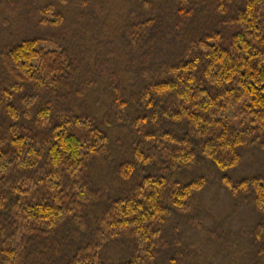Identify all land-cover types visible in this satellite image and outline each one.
Listing matches in <instances>:
<instances>
[{
    "label": "trees",
    "instance_id": "1",
    "mask_svg": "<svg viewBox=\"0 0 264 264\" xmlns=\"http://www.w3.org/2000/svg\"><path fill=\"white\" fill-rule=\"evenodd\" d=\"M135 1L73 0L84 23L27 0L40 24L0 41V264H184L160 242L206 163L257 214L241 264H264V161L242 169L264 151V0Z\"/></svg>",
    "mask_w": 264,
    "mask_h": 264
},
{
    "label": "rangeland",
    "instance_id": "2",
    "mask_svg": "<svg viewBox=\"0 0 264 264\" xmlns=\"http://www.w3.org/2000/svg\"><path fill=\"white\" fill-rule=\"evenodd\" d=\"M26 1L0 0V41L14 44L15 39L21 36L18 34L25 33L27 29H34L40 24L41 16L37 10L39 7L33 5L27 10ZM65 1L67 4L60 7V11L68 18L87 23L88 18L84 10L74 7L73 0ZM96 2V16L104 17L109 13L117 19L119 14H125L127 7L130 8L136 1ZM35 3L45 6L56 3V0H35ZM44 29L40 27L35 31ZM28 33L23 37L31 35V32ZM255 160L264 161V151H247L242 169L245 171L253 168L257 165ZM241 172L240 170L239 176ZM187 174L191 179L204 175L209 184L203 192L195 196L187 210L175 213L166 222L160 248L163 250V246H168L167 242L178 240L182 242L179 251L186 253L184 264H241L250 250L247 235L257 220V214L250 205H243L244 203L241 204L230 196L221 185L219 175L211 163L197 167ZM167 256L170 257V254Z\"/></svg>",
    "mask_w": 264,
    "mask_h": 264
}]
</instances>
